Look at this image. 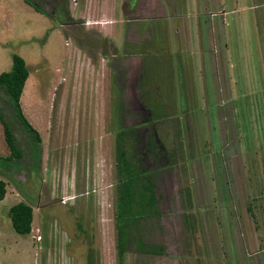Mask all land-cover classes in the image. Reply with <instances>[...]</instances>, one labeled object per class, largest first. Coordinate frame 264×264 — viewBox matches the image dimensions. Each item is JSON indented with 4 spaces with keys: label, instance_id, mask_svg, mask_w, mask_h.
Wrapping results in <instances>:
<instances>
[{
    "label": "rangeland",
    "instance_id": "obj_1",
    "mask_svg": "<svg viewBox=\"0 0 264 264\" xmlns=\"http://www.w3.org/2000/svg\"><path fill=\"white\" fill-rule=\"evenodd\" d=\"M35 2L47 13L0 0V71L13 53L25 59L20 104L40 136L0 89L21 150L7 158L0 122V264H264V0ZM120 128L132 167L156 169L140 232L163 245L130 244L122 260ZM20 200L32 206L27 233L11 223Z\"/></svg>",
    "mask_w": 264,
    "mask_h": 264
},
{
    "label": "trees",
    "instance_id": "obj_2",
    "mask_svg": "<svg viewBox=\"0 0 264 264\" xmlns=\"http://www.w3.org/2000/svg\"><path fill=\"white\" fill-rule=\"evenodd\" d=\"M25 1L33 5L36 10L47 13L39 6V4H37V2H35V0ZM28 75L29 71L23 56L18 53H13L11 68L0 71V89L6 94L8 103L17 114L18 120L22 124L24 130L32 136V139L36 142L40 140L38 130L25 117L20 104V95ZM0 122L3 126L5 141L10 149V154L7 158L12 159L13 157H19L21 155V150L17 144L12 129L5 118L1 106ZM173 122L175 124L173 130L175 138V153L182 157L183 147L182 142L179 141L181 128L178 119ZM124 133V128H120L114 146L115 170L117 175V178L115 179L116 184L114 186L115 247L119 260H122L124 253L127 251L130 244H133L135 250L146 253H159L163 248L162 243H147L144 240L143 234L140 232L142 220L150 213L151 208L156 206L158 202L154 187V175L156 169L140 171L132 167L133 165L126 158V150L123 142ZM171 166L172 165L169 167ZM182 167L185 169L183 165ZM5 184L6 181L0 178V199L5 195ZM182 190L181 200L185 207V204L189 205L190 203L191 190L189 185H185ZM145 204H147L146 207L144 206ZM9 210L11 223L14 229L20 233L29 232L32 221V206L25 201L20 200L12 204ZM158 213H160V211ZM88 264L93 263L91 260H88Z\"/></svg>",
    "mask_w": 264,
    "mask_h": 264
},
{
    "label": "crops",
    "instance_id": "obj_3",
    "mask_svg": "<svg viewBox=\"0 0 264 264\" xmlns=\"http://www.w3.org/2000/svg\"><path fill=\"white\" fill-rule=\"evenodd\" d=\"M113 10H114V12L116 11V7L115 6H114Z\"/></svg>",
    "mask_w": 264,
    "mask_h": 264
}]
</instances>
